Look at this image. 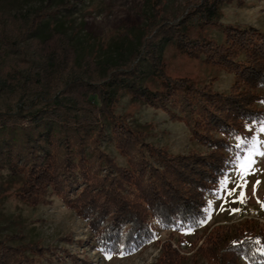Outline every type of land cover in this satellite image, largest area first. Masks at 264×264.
Segmentation results:
<instances>
[{"label":"trees","instance_id":"1","mask_svg":"<svg viewBox=\"0 0 264 264\" xmlns=\"http://www.w3.org/2000/svg\"><path fill=\"white\" fill-rule=\"evenodd\" d=\"M38 1L22 10L15 0H0V174L21 181L16 198L35 207L55 194L88 222L104 252L121 256L155 238L152 219L166 230L206 221L205 196L236 152L227 138L250 137L246 124L263 118L264 31L219 21L224 6L245 0H185L170 13L162 0H149L136 38L116 42L103 57L79 48V30L68 35L60 25L75 0ZM212 28L220 39L204 36ZM171 46L232 74L229 91L169 76L163 54ZM123 96L185 123L208 152L172 155L146 143L145 132L114 113ZM11 240L0 238V264H41L30 255L51 251ZM262 250L264 225L253 218L216 229L198 248L208 264H264ZM185 260L167 240L152 264Z\"/></svg>","mask_w":264,"mask_h":264},{"label":"rangeland","instance_id":"2","mask_svg":"<svg viewBox=\"0 0 264 264\" xmlns=\"http://www.w3.org/2000/svg\"><path fill=\"white\" fill-rule=\"evenodd\" d=\"M22 10L35 8L38 0H15ZM185 0H162L165 12H176L181 9ZM74 9L63 13L60 25L70 35L79 30L74 41L80 49L97 51L103 57L114 51L116 42L128 45L129 40L136 38V26L146 23L150 15L149 0H75ZM220 23L236 25L243 28L252 27L264 31V0H245L243 5L237 3L221 9ZM207 38L220 39L219 29H209L204 34ZM122 39V40H120ZM163 60L166 72L174 78H190L200 85L212 84L218 92L227 93L233 82V75L180 55L174 47H168ZM264 96V90L261 91ZM263 111L264 103L257 105ZM114 113L121 117L132 128L146 133L145 142L157 148L165 149L172 155H185L195 151L207 153L206 146L200 144L190 133L188 126L175 120L167 112L155 110L137 102L129 96H123L114 107ZM174 113H178L174 110ZM260 120V121H261ZM259 122V121H258ZM258 126L257 122L246 126ZM245 126V128H246ZM246 132V131H245ZM248 135H252L246 132ZM236 147V139L227 138ZM102 149L111 155L120 166L125 165V158L120 156L112 146L102 144ZM244 148L228 154L225 174L235 181L231 160ZM255 175L247 177L246 203H232L234 197H227L219 192V182L213 185L205 196L206 221L194 226H179L166 230L155 220L149 227L155 238L145 243L143 248L129 256H121L104 252L95 242L88 222L78 217L55 194L49 192L44 200L35 207L26 205L16 198L15 192L21 181L6 172L0 174V238L12 237V244L38 243L51 251L44 255H30L41 264H152L159 255L160 245L171 240L182 255L186 257L184 264H208L198 252V248L208 235L218 228H227L239 224L245 219L253 218L264 225V159L256 164ZM219 180V181H220ZM260 181L253 193V185ZM232 187V184L229 185ZM219 192V196L216 193ZM261 203H258L257 201ZM211 202V207H209ZM233 209H239L233 213ZM211 216L208 219V216ZM187 233V234H186ZM111 256V259L107 258ZM241 264H246L240 259Z\"/></svg>","mask_w":264,"mask_h":264},{"label":"snow or ice","instance_id":"3","mask_svg":"<svg viewBox=\"0 0 264 264\" xmlns=\"http://www.w3.org/2000/svg\"><path fill=\"white\" fill-rule=\"evenodd\" d=\"M257 123L258 126H246L245 131L252 134L250 137H241L240 135L235 137L236 148H244L231 160L233 174L236 177L235 181L228 174H225L223 179L219 181V192L226 193L227 197H234L231 200L232 203H246L247 177L257 173L258 170L255 166L259 160L264 159V120ZM230 184H232V187H229ZM259 184L260 181H256V184L253 185L254 194ZM219 192L216 193L217 196H219ZM257 202L261 203L259 200ZM208 206H212L211 202ZM261 207L264 208V203H261ZM232 211L234 213L239 209H233ZM207 218L210 219L211 216L209 215ZM204 222L201 221L200 223L203 224ZM256 243L259 244L260 241L257 240ZM261 254H264V250ZM107 258L111 259V256L109 255Z\"/></svg>","mask_w":264,"mask_h":264}]
</instances>
